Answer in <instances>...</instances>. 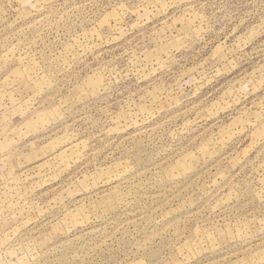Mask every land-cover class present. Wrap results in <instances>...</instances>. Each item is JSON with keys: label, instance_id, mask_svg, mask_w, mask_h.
I'll use <instances>...</instances> for the list:
<instances>
[{"label": "rangeland", "instance_id": "rangeland-1", "mask_svg": "<svg viewBox=\"0 0 264 264\" xmlns=\"http://www.w3.org/2000/svg\"><path fill=\"white\" fill-rule=\"evenodd\" d=\"M0 264H264V0H0Z\"/></svg>", "mask_w": 264, "mask_h": 264}]
</instances>
